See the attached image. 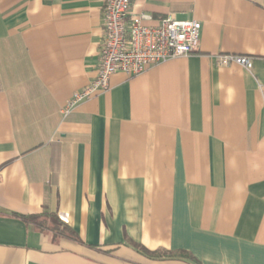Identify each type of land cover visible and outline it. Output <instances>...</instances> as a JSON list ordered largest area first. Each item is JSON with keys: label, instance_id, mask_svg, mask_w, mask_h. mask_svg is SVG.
Wrapping results in <instances>:
<instances>
[{"label": "crops", "instance_id": "1", "mask_svg": "<svg viewBox=\"0 0 264 264\" xmlns=\"http://www.w3.org/2000/svg\"><path fill=\"white\" fill-rule=\"evenodd\" d=\"M102 9L0 0V264H264V0H132L148 26L199 22L198 50L63 117L94 78ZM43 211L79 241L17 217Z\"/></svg>", "mask_w": 264, "mask_h": 264}, {"label": "built area", "instance_id": "2", "mask_svg": "<svg viewBox=\"0 0 264 264\" xmlns=\"http://www.w3.org/2000/svg\"><path fill=\"white\" fill-rule=\"evenodd\" d=\"M103 41L92 81L65 102L60 114L65 117L80 102L109 89L116 73L132 77L149 67L170 59L189 56L198 50L200 23L177 20L171 16L148 26L147 14L129 16L132 0H102ZM237 64L251 70L253 59L247 56H220L219 64Z\"/></svg>", "mask_w": 264, "mask_h": 264}, {"label": "trees", "instance_id": "3", "mask_svg": "<svg viewBox=\"0 0 264 264\" xmlns=\"http://www.w3.org/2000/svg\"><path fill=\"white\" fill-rule=\"evenodd\" d=\"M25 223L32 225L40 232H49L54 242L59 239H68L78 242V235L67 224L63 223L56 214L43 211L39 214L17 216Z\"/></svg>", "mask_w": 264, "mask_h": 264}]
</instances>
